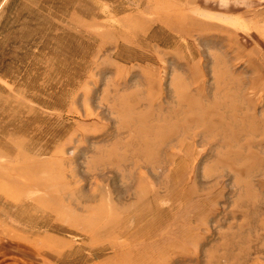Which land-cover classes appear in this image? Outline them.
Returning a JSON list of instances; mask_svg holds the SVG:
<instances>
[{
    "label": "rangeland",
    "instance_id": "1",
    "mask_svg": "<svg viewBox=\"0 0 264 264\" xmlns=\"http://www.w3.org/2000/svg\"><path fill=\"white\" fill-rule=\"evenodd\" d=\"M0 249L264 264V0H0Z\"/></svg>",
    "mask_w": 264,
    "mask_h": 264
},
{
    "label": "crops",
    "instance_id": "2",
    "mask_svg": "<svg viewBox=\"0 0 264 264\" xmlns=\"http://www.w3.org/2000/svg\"><path fill=\"white\" fill-rule=\"evenodd\" d=\"M0 264H28L24 262L22 259H18L14 256H10L5 252H2L0 249Z\"/></svg>",
    "mask_w": 264,
    "mask_h": 264
},
{
    "label": "bare ground",
    "instance_id": "3",
    "mask_svg": "<svg viewBox=\"0 0 264 264\" xmlns=\"http://www.w3.org/2000/svg\"><path fill=\"white\" fill-rule=\"evenodd\" d=\"M154 200H155V199L153 198V200H152V201L154 202Z\"/></svg>",
    "mask_w": 264,
    "mask_h": 264
}]
</instances>
